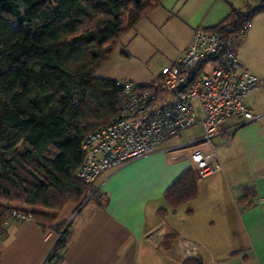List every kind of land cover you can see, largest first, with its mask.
Here are the masks:
<instances>
[{"label": "crops", "instance_id": "1", "mask_svg": "<svg viewBox=\"0 0 264 264\" xmlns=\"http://www.w3.org/2000/svg\"><path fill=\"white\" fill-rule=\"evenodd\" d=\"M261 2L163 0L124 35L98 76L149 83L185 52L196 27H214L232 7L245 11ZM239 55L244 68L264 78V11L253 17ZM246 104L264 113V84ZM218 159L221 170L201 178L197 197L178 207L168 206L165 193L196 169L190 159L157 151L107 170L96 185L103 206L93 200L77 210L70 203L49 228L35 220L9 223L0 236V264L45 263L74 215L58 264H183L197 257L203 264H264V119L241 126Z\"/></svg>", "mask_w": 264, "mask_h": 264}, {"label": "trees", "instance_id": "2", "mask_svg": "<svg viewBox=\"0 0 264 264\" xmlns=\"http://www.w3.org/2000/svg\"><path fill=\"white\" fill-rule=\"evenodd\" d=\"M162 2L0 0V224L21 211L52 227L65 206L91 193L77 175L82 144L120 114L125 97L119 81L98 72L124 35ZM262 11L264 0L245 11L232 7L210 28L225 42ZM199 180L197 169L184 171L165 193L168 206L195 199ZM92 198L104 205L99 190ZM69 241L66 231L49 259L59 263Z\"/></svg>", "mask_w": 264, "mask_h": 264}, {"label": "built area", "instance_id": "3", "mask_svg": "<svg viewBox=\"0 0 264 264\" xmlns=\"http://www.w3.org/2000/svg\"><path fill=\"white\" fill-rule=\"evenodd\" d=\"M251 26L252 20L247 21L225 42L211 28L198 26L185 52L151 82L119 80L125 94L120 114L90 132L82 144L84 161L77 175L90 188L89 198L105 171L157 151L173 160L190 159L200 179L221 170L218 149L229 147L241 126L264 119V113L246 104L264 78L244 68L239 55ZM231 119L238 122L227 125ZM219 137L223 141L216 144ZM31 220V214L14 211L0 224V236L9 223ZM43 264L52 263L48 258Z\"/></svg>", "mask_w": 264, "mask_h": 264}, {"label": "rangeland", "instance_id": "4", "mask_svg": "<svg viewBox=\"0 0 264 264\" xmlns=\"http://www.w3.org/2000/svg\"><path fill=\"white\" fill-rule=\"evenodd\" d=\"M262 0H260V2H261ZM214 142L216 143V144H218V142H219V139L218 138H215L214 139ZM221 153H222V150H220L219 151V155L221 156ZM89 196H90V194L86 197V198H84L80 203H78V208H77V210L78 209H80L81 207H84L85 205H87V204H89L90 202H92L93 201V198H92V196H91V198H89ZM17 205H19L18 203H17ZM77 210H76V212H77ZM75 216V215H74ZM74 216H72V218L74 217ZM71 218V219H72ZM70 219V220H71ZM74 219H75V217H74ZM74 221V220H73ZM69 229H70V224L69 223H67L66 225H63V227H61L60 228V231L59 232H63V234L67 231L68 232V235H69ZM70 237V236H69Z\"/></svg>", "mask_w": 264, "mask_h": 264}, {"label": "water", "instance_id": "5", "mask_svg": "<svg viewBox=\"0 0 264 264\" xmlns=\"http://www.w3.org/2000/svg\"><path fill=\"white\" fill-rule=\"evenodd\" d=\"M184 86H185L184 83H181V84L179 85V88L182 89V88H184Z\"/></svg>", "mask_w": 264, "mask_h": 264}]
</instances>
